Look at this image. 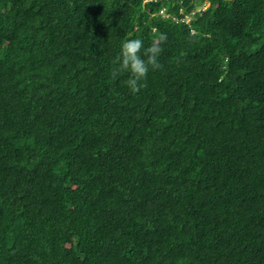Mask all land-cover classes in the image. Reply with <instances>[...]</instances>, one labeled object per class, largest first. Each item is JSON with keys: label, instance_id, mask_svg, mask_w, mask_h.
I'll return each mask as SVG.
<instances>
[{"label": "trees", "instance_id": "16d2710c", "mask_svg": "<svg viewBox=\"0 0 264 264\" xmlns=\"http://www.w3.org/2000/svg\"><path fill=\"white\" fill-rule=\"evenodd\" d=\"M0 264H264V0H0Z\"/></svg>", "mask_w": 264, "mask_h": 264}, {"label": "clouds", "instance_id": "9594fccd", "mask_svg": "<svg viewBox=\"0 0 264 264\" xmlns=\"http://www.w3.org/2000/svg\"><path fill=\"white\" fill-rule=\"evenodd\" d=\"M167 34L160 33L154 37L153 43L144 48L143 40L139 38L127 39L122 42L119 54L113 60L115 67L111 73L115 79L122 73H129L126 85L133 93H137L141 88L146 87L142 81L146 80L149 70H156L162 67L158 61L160 53L163 51L161 45L166 42ZM144 49L143 57L141 49Z\"/></svg>", "mask_w": 264, "mask_h": 264}, {"label": "built area", "instance_id": "2783aa9c", "mask_svg": "<svg viewBox=\"0 0 264 264\" xmlns=\"http://www.w3.org/2000/svg\"><path fill=\"white\" fill-rule=\"evenodd\" d=\"M207 5H208L207 2L203 3V7H202V9L206 8ZM159 14H161L163 17H168V14L165 13L164 10H161V11L159 12ZM182 20H183L185 23H188V22H189V17H186V16H185ZM191 33H193V31H191Z\"/></svg>", "mask_w": 264, "mask_h": 264}]
</instances>
